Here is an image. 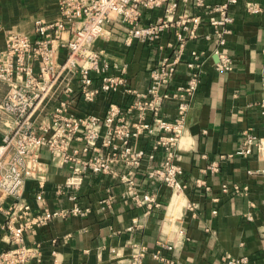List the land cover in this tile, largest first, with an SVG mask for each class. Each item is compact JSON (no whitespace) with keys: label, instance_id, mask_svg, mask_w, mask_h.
Returning a JSON list of instances; mask_svg holds the SVG:
<instances>
[{"label":"crops","instance_id":"0c3cea01","mask_svg":"<svg viewBox=\"0 0 264 264\" xmlns=\"http://www.w3.org/2000/svg\"><path fill=\"white\" fill-rule=\"evenodd\" d=\"M249 2L264 5V0H237L230 6L234 16L233 31L222 50L233 57L234 67L231 70L217 68L219 56L214 52L217 43L214 39L204 38V34L214 32V27L203 23L198 36L188 38L171 80V87L186 83L187 62L192 58V51L205 52L201 83L189 109L187 127L177 152V161L183 167L182 179L188 188L175 192L148 177L149 168L163 155L158 151L155 160L144 159L135 169L132 187L139 196L154 194L161 205H139L128 194L131 184L122 179L128 170L123 165H117L114 173L73 175L69 164L54 159L46 148H41L38 169L26 179L23 191L33 210L41 211L44 207L69 209L78 204L88 207L89 211L84 215L60 216L27 232L26 244L39 248L36 264H128L133 241L146 244L151 251L159 241L171 244L173 249L166 253L174 258L175 264H223L225 254L247 255L253 264H264V144L246 156L236 153L244 130L264 135L260 106L264 11L248 13L245 6ZM195 12L191 4H181L173 21L154 42L132 38L127 44V28L113 22L109 25L108 36L97 39L91 48L110 58L113 63L110 74L119 73V66H125L126 87L144 93L150 85L151 69L173 53L170 44L181 30L175 20L190 17ZM164 13V7L146 10L141 24L156 21ZM59 16L58 0H0V22L3 25L0 49L5 47L7 30L34 36L37 19L53 21ZM66 56L67 51L60 48L56 64H63ZM39 69V64H34V70ZM67 85L78 91L80 84L74 70L65 67L31 113V121L36 127L50 122L51 113ZM7 89V85L0 81V101ZM135 98L136 94L124 87L114 94L103 92L89 102L76 96L69 111L102 116L111 102L127 108ZM176 105L175 99L167 100L162 108L163 115L172 118ZM10 126L12 121L0 115V144ZM152 143L150 138L142 136L136 147L150 151ZM80 145L79 141L72 144L74 147ZM213 162L219 168L214 172L208 168ZM69 178L76 186L66 185ZM201 179L204 183L198 181ZM225 182L247 185L249 190L247 194L224 193L222 184ZM40 191L45 197L42 203L36 201ZM71 195L76 198L71 199ZM108 196L114 200L110 207L103 208L101 201ZM11 201V197H0V253L10 246L4 208ZM190 201L197 204L195 211L187 208ZM134 221L139 225L130 230ZM145 264L166 263L154 259L149 253Z\"/></svg>","mask_w":264,"mask_h":264},{"label":"built area","instance_id":"2783aa9c","mask_svg":"<svg viewBox=\"0 0 264 264\" xmlns=\"http://www.w3.org/2000/svg\"><path fill=\"white\" fill-rule=\"evenodd\" d=\"M236 2L237 0L215 3L208 0H58L60 16L53 21L37 19L34 36L12 29L6 31L5 47L0 49V81L8 89L0 101V115L12 121V126L4 133L0 144V197H11L12 201L4 208L10 246L0 253V264H36L39 261V248L37 245H27L25 234L60 216L84 215L89 211L88 207L78 204L69 209L44 207L41 211L33 210L32 203L24 196L23 191L26 179L38 169L41 148H46L54 159L69 164L73 175L114 173L117 165H123L128 170L122 175V179L131 184L128 194L139 205H161L154 194L144 193L139 196L132 187L135 169L144 159L155 160L158 151H162L163 155L157 164L149 168L148 177L158 180L175 192H183L188 188V184L182 179L183 167L177 161V152L180 138L187 127L189 109L201 83L205 52L192 51V58L187 62L186 83L171 87V80L188 38L197 37L198 29L203 23L214 27V32L204 34V38L214 39L217 43L214 50L219 56L217 68L231 70L234 67L233 57L224 52L222 46L227 43V37L233 31L234 16L230 12V6ZM181 4H191L196 12L190 17L175 20L181 30L176 33V40L170 44L173 53L151 69L150 85L144 93L126 87L128 78L125 66H119V73L110 74L109 70L113 65L110 58L91 48L97 39L108 36L109 25L113 22L127 28V44L132 42V38L154 42L173 21ZM158 7H164V16L142 25L144 12ZM245 10L258 14L264 11V5L249 2ZM2 28L0 22V30ZM65 33L67 36H64ZM60 48L67 51L66 59L61 65L55 62ZM36 63L39 64V71L34 70ZM65 67L74 70L79 79V90L75 91L71 85H67L63 90V97L51 113L50 122L46 126L36 127L31 121V113ZM261 74L260 106L264 130V64ZM123 87L136 94L135 100L127 108L111 102L102 116L92 113L74 114L69 111L76 96L89 102L103 92L114 94ZM170 99L177 101L176 113L172 118L162 112L164 103ZM142 136L152 140L150 151L136 147ZM74 141H79L81 145L72 146ZM263 144L264 135L244 130L236 153L246 156ZM208 168L212 172L219 169L216 162ZM70 179L66 185L76 186ZM198 181L204 183L202 179ZM248 190L247 185L227 182L222 184L224 193L247 194ZM75 198L76 195H71V199ZM113 200L112 196L102 199V207H110ZM36 201H45L43 191L36 195ZM187 208L195 211L197 204L190 201ZM138 225L134 221L129 229L134 230ZM172 249L171 244L159 241L151 251L146 244L133 241L128 264H145L149 253L160 262L175 264L174 258L166 253ZM223 264L253 263L247 255L225 254Z\"/></svg>","mask_w":264,"mask_h":264}]
</instances>
